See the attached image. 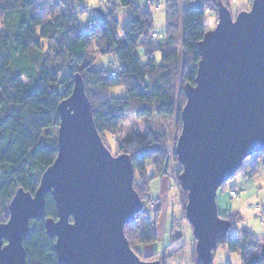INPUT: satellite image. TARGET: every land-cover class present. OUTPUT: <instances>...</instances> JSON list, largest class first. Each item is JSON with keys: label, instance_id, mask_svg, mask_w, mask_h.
<instances>
[{"label": "trees", "instance_id": "obj_1", "mask_svg": "<svg viewBox=\"0 0 264 264\" xmlns=\"http://www.w3.org/2000/svg\"><path fill=\"white\" fill-rule=\"evenodd\" d=\"M52 1H57L60 7L53 5L47 12L40 0H0V203L4 211L19 189L33 194L43 172L54 163L57 141L51 131L59 126L58 106L71 96L75 74L84 82L100 137L115 133L124 115L137 119L177 115L181 123L185 97L178 104L175 82L179 79L183 87L194 85L199 62L197 44L208 32L205 16L216 14L219 3L226 8L230 5L229 2L225 5L224 0H188L181 6L175 0H168L166 36L153 43V19L132 0H115L114 6L120 5L130 12L121 37L114 12H102L97 23L89 20L94 27L88 29L79 19L86 9L76 8L87 0ZM51 3L50 0L47 5ZM177 43L181 53L175 48ZM92 50L99 58L111 55L116 59L117 66L111 73L101 63L96 64L97 60L90 55ZM114 88L125 89L127 96L112 97L110 90ZM120 150L132 159L134 174L139 178L134 189L145 211L136 215L133 224L125 226L129 233L125 236L128 242L132 237L137 244L145 246L157 239L155 215L160 207L157 205V210L151 213L144 199L150 194L152 181L164 173L163 139L149 132L129 140ZM243 164L242 172L253 175L255 164L245 167ZM150 166L154 169L152 176L147 173ZM174 173L178 178L180 170ZM230 192L236 194L235 198L230 196L232 199L238 198L235 189ZM181 194L186 197L185 192ZM220 216L230 224L231 231L217 239L213 260L216 249L225 246L230 254H238L243 264H264L259 253L248 258L250 252H260L264 243L250 232L239 234L232 229L236 222L233 218L238 215L227 211ZM57 218L53 198L47 195L45 218L31 221L30 233L23 243L26 264H57L55 239L45 232V220L57 221ZM176 227L173 223L171 248L183 242V233L176 232ZM191 241L193 245V237ZM167 261L164 257L161 264ZM193 264H200L196 253Z\"/></svg>", "mask_w": 264, "mask_h": 264}, {"label": "water", "instance_id": "obj_2", "mask_svg": "<svg viewBox=\"0 0 264 264\" xmlns=\"http://www.w3.org/2000/svg\"><path fill=\"white\" fill-rule=\"evenodd\" d=\"M94 12L103 16L100 9ZM216 15V27L197 44L194 85L183 87L174 150L200 264L212 263L217 239L231 229L219 214V189L246 159L264 155V0H252L250 10L235 18L219 3ZM58 115L54 163L33 194L15 193L8 219L0 224V264L27 263L23 243L31 221L45 218L47 195L58 217L45 220L57 264H160L141 260L125 236V226L143 210L133 186L132 159L115 157L104 145L79 74ZM259 254L264 259V245Z\"/></svg>", "mask_w": 264, "mask_h": 264}, {"label": "rangeland", "instance_id": "obj_3", "mask_svg": "<svg viewBox=\"0 0 264 264\" xmlns=\"http://www.w3.org/2000/svg\"><path fill=\"white\" fill-rule=\"evenodd\" d=\"M48 1L40 0L47 12L51 11L53 5L58 6V8L60 7L57 1L52 0V5L50 4L49 6L47 5ZM175 1L181 6H185L188 0ZM132 2L137 7L146 9L151 15L153 19L152 35H159L157 37L151 35V39L154 40L152 42L161 41L167 32L166 14L168 0H132ZM223 2L225 5L226 2L230 3L227 9L231 12L233 18L240 12L249 11L252 4V0H224ZM114 4L115 0H87L82 5H76V8L78 11L86 9V12L79 16L82 24H87L89 20H93L95 23L99 21L100 15L94 12L95 9H100L102 12H114L119 21L118 35L121 37V30L127 23L130 12L128 9L120 5L114 6ZM204 24L208 28V31L213 30L217 25V15L215 13L206 15ZM175 48L178 52H182L180 43H177ZM90 55L94 58V61L97 60L96 64L99 65L101 63L102 68L107 72L111 73L114 70V66H117V63H115L116 59L111 55L100 56L99 58L93 50ZM157 58L159 59L158 56ZM175 88L179 104L182 102L184 96L182 95L183 85L179 79L175 82ZM110 95L118 98L126 97L127 92L123 88H114L110 90ZM149 132L160 135L166 151L165 163L162 169L164 173L161 178L152 181L150 184V194H147L144 199L145 206L151 213H154V211L151 210L150 203H156L160 207L157 215H155L158 219L155 225L157 239L151 244L142 246L137 244L136 238L129 237L130 247L145 262L158 261L161 264V259L165 257L168 259L166 264H193L195 243L192 245L191 227L186 221L184 214L186 197L181 194L182 190L178 178L174 176V171L180 170V165L174 154L177 139L181 132V123H179L177 115L170 118H160L153 115L150 119H137L132 115H124L123 122L115 133L105 134L101 137L104 145L116 157L125 154L120 150L121 145L126 144L131 139H135L137 136L144 137ZM51 133L56 137L57 129H53ZM246 161L243 166H249L248 164L253 162L255 164V172H253V175L251 172H242V167L234 177L222 186L223 190L221 192L219 190L217 194L218 210L220 214L231 211V213L238 215L233 218V222L236 221L232 227L234 231H237L239 234L243 231L250 232L257 240L264 243V155L257 154L253 158L249 157ZM258 163L259 167L257 166ZM147 173L149 176H152L154 173L152 166L147 168ZM137 182H139V178L137 173H135L134 187ZM232 188L238 193V198L236 199H232L229 195V191ZM149 195L152 197V202L147 201ZM5 217L6 219L4 220ZM238 217L239 220H237ZM7 219V207L4 211L0 203V220H3L2 223H5ZM173 223L177 225L176 232H181L184 236L182 235L183 242L171 248L169 246ZM125 234L129 235L127 229H125ZM181 245L184 247L181 248ZM258 253V251H252L249 253L248 258L258 256ZM212 264H243V261L238 254H230L225 246H220L214 253Z\"/></svg>", "mask_w": 264, "mask_h": 264}, {"label": "built area", "instance_id": "obj_4", "mask_svg": "<svg viewBox=\"0 0 264 264\" xmlns=\"http://www.w3.org/2000/svg\"><path fill=\"white\" fill-rule=\"evenodd\" d=\"M207 14H208V12H206ZM86 27L88 28V29H92L93 27H94V24H93V22H91V21H89L87 24H86ZM153 37H157V36H159L158 34H153L152 35ZM229 195L232 197V198H235L236 197V194H235V192H230L229 193ZM152 197L149 195L148 197H147V201L148 202H152V199H151ZM156 203H150V208H151V210L152 211H156L155 210V208H156Z\"/></svg>", "mask_w": 264, "mask_h": 264}, {"label": "bare ground", "instance_id": "obj_5", "mask_svg": "<svg viewBox=\"0 0 264 264\" xmlns=\"http://www.w3.org/2000/svg\"><path fill=\"white\" fill-rule=\"evenodd\" d=\"M151 2H153V1H151ZM157 207L158 206H156L155 210H157ZM141 213H145V211H144V204H143V210L139 214H141Z\"/></svg>", "mask_w": 264, "mask_h": 264}, {"label": "flooded vegetation", "instance_id": "obj_6", "mask_svg": "<svg viewBox=\"0 0 264 264\" xmlns=\"http://www.w3.org/2000/svg\"><path fill=\"white\" fill-rule=\"evenodd\" d=\"M220 214V213H219Z\"/></svg>", "mask_w": 264, "mask_h": 264}]
</instances>
